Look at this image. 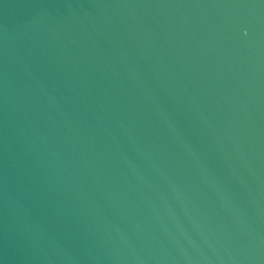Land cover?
Segmentation results:
<instances>
[{
  "label": "water",
  "instance_id": "1",
  "mask_svg": "<svg viewBox=\"0 0 264 264\" xmlns=\"http://www.w3.org/2000/svg\"><path fill=\"white\" fill-rule=\"evenodd\" d=\"M0 264H264V0H0Z\"/></svg>",
  "mask_w": 264,
  "mask_h": 264
}]
</instances>
